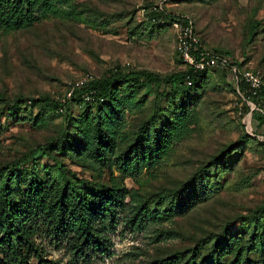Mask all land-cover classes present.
<instances>
[{
  "label": "rangeland",
  "instance_id": "rangeland-1",
  "mask_svg": "<svg viewBox=\"0 0 264 264\" xmlns=\"http://www.w3.org/2000/svg\"><path fill=\"white\" fill-rule=\"evenodd\" d=\"M32 1L36 19L0 24V166H8L0 190L5 180L11 201H21L33 178L40 192L32 201L50 222L60 211L74 224L34 237L42 257L52 264H264V0L166 7L190 18L202 45L257 70L255 93L236 91L220 71L181 79L173 30L145 18L159 0ZM140 71L162 80L134 75L108 98L53 108L83 75ZM65 183L86 199L89 228ZM112 188L123 201L113 222L100 205Z\"/></svg>",
  "mask_w": 264,
  "mask_h": 264
},
{
  "label": "trees",
  "instance_id": "trees-1",
  "mask_svg": "<svg viewBox=\"0 0 264 264\" xmlns=\"http://www.w3.org/2000/svg\"><path fill=\"white\" fill-rule=\"evenodd\" d=\"M180 0H173V2L178 3ZM150 7L148 5L146 10ZM37 10L40 7L36 8ZM34 8V2L32 0H0V24H24L33 21L36 19L37 12ZM152 13L145 12V18L147 23L155 27L166 28L169 26L170 18H163L164 22L155 24L151 23L149 16ZM202 44V43H201ZM206 47V46H205ZM210 48V47H208ZM214 52L223 53L232 58V54L227 51H222L214 48H210ZM175 53V51H174ZM176 56V53H175ZM237 67L240 70H244V62H239L235 60ZM208 71H220L225 73L222 70H203L195 73H191L187 68H183V71L179 73L181 79L185 78V74L188 75L190 82L193 83L202 76H204ZM135 77V80L150 82H159L162 78L152 72H133L131 74H124L120 76H113V74H107L105 77L98 79H90L85 82L83 86L73 91V95L68 100L56 101L53 100L54 110L64 107V112H66L75 99L80 101L85 100H94V99H104L110 96V91L117 83L124 82L127 79H130L131 76ZM245 86L242 82L238 85V91L242 92L245 90ZM235 89V88H234ZM85 95L88 98H85ZM59 111V110H58ZM96 143L99 146L102 141V131L100 129L99 123H96L93 130ZM139 140H136L134 144H137ZM8 168V166H0V176L2 172ZM39 184L36 181H33V178L28 181L26 189L23 191L24 198L15 202L11 201L9 190L5 186V180L2 182V189L0 190V264H32L29 260H36V264H52V262L47 261L42 257L41 252L38 250L37 245L35 244L34 237L39 234L46 232L47 236H58L62 234L65 226L70 228L74 224L67 222L62 213L56 212L57 219L54 223L50 222L48 215L44 214L40 204L32 201V198L38 195ZM64 188V189H63ZM63 191H69L73 200V207L76 212H78L77 217L82 226L89 228L84 212L82 209L87 203H85L82 197H78L73 184L65 183ZM66 189V190H65ZM106 196L103 198V201L100 202L102 206V211L110 218L111 222L115 219L117 215V210L115 209L117 204H122V190L119 189H110L106 191ZM102 199V198H100ZM120 207V206H118ZM91 237V236H90ZM85 249L90 248V242L85 239L83 242ZM102 247V244H100ZM208 260H206L207 262ZM186 264H205L204 259L195 262L192 259H189ZM208 264V262L206 263Z\"/></svg>",
  "mask_w": 264,
  "mask_h": 264
},
{
  "label": "built area",
  "instance_id": "built-area-1",
  "mask_svg": "<svg viewBox=\"0 0 264 264\" xmlns=\"http://www.w3.org/2000/svg\"><path fill=\"white\" fill-rule=\"evenodd\" d=\"M172 3L175 2L173 0H159L150 5L147 11L148 13H152L149 16L151 23L159 24L164 22V17L170 18L169 27L173 30L175 38L174 51L183 68H187L191 73L211 69L222 70L227 74L229 82L236 91H238L239 83L242 82L246 88L251 89L252 93H255L262 85L259 72L252 68L240 70L236 65V59L223 53L214 52L202 45L193 33L189 17L167 11L166 7ZM89 80V76L86 74L68 82L62 102L71 98L73 91L83 86ZM185 80L187 83H190L187 74H185ZM85 98L87 99L88 96L85 95ZM62 108L60 107L58 110L61 111Z\"/></svg>",
  "mask_w": 264,
  "mask_h": 264
}]
</instances>
